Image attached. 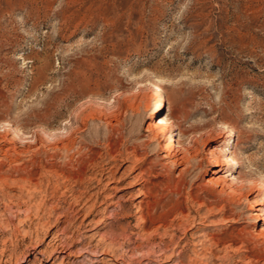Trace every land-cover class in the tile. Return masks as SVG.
I'll return each instance as SVG.
<instances>
[{
	"label": "rangeland",
	"instance_id": "1",
	"mask_svg": "<svg viewBox=\"0 0 264 264\" xmlns=\"http://www.w3.org/2000/svg\"><path fill=\"white\" fill-rule=\"evenodd\" d=\"M257 203L264 0H0V264H264Z\"/></svg>",
	"mask_w": 264,
	"mask_h": 264
},
{
	"label": "bare ground",
	"instance_id": "2",
	"mask_svg": "<svg viewBox=\"0 0 264 264\" xmlns=\"http://www.w3.org/2000/svg\"><path fill=\"white\" fill-rule=\"evenodd\" d=\"M159 94V93H158ZM154 128L156 129V137H162L163 139H171L172 140V119L169 116H164L162 114V112L159 114V116L156 118L155 123H154ZM157 128H159L160 130H157ZM232 130L229 129L227 134H229ZM165 142V141H164ZM57 147L59 148V145H57ZM165 150L168 152L167 155L165 157L168 158H172V163L174 165H180L183 158L179 157V155L177 154V152L175 151V153L173 154L172 157V152L170 153V145H164ZM65 148L68 149L69 148V144H65ZM186 158V157H185ZM227 159V158H226ZM67 163L70 164V161L67 159ZM117 161V160H116ZM186 162H188V160H186ZM185 164V163H184ZM214 166L216 167L213 172L215 173L217 178H214L212 181L215 183H220L221 181H225L226 178H230V180L234 181L235 177H233V165L237 164V160L236 159H231L230 163L229 160H221L218 157L215 158L214 160ZM58 167V166H57ZM69 167V166H68ZM61 168L62 171H64L61 166L58 167V169ZM231 168V169H230ZM185 169V168H184ZM106 169H102L100 171H102L103 173L105 172ZM60 171V170H59ZM185 171V170H182ZM184 173V172H182ZM66 174V173H65ZM71 174V171H68V173L66 174L67 176H65L66 178H69ZM101 175V174H100ZM222 175V176H219ZM98 176V174H97ZM96 176V177H97ZM101 176H104V174H102ZM243 185V184H242ZM75 187V186H74ZM75 189V188H73ZM79 190V189H78ZM75 192V191H74ZM84 192L81 193L79 201L74 199V204H80L81 202H83V197H84ZM262 204H255V211H257L256 215H258L259 217L255 218V225L256 226H261V233L264 236V205L260 206ZM255 215V214H254ZM244 229V228H243ZM252 235V232L250 230H243V235H242V239L244 240L245 243L248 244V242H250V237ZM253 236V235H252ZM55 240V239H54ZM58 242V241H57ZM264 243V242H263ZM59 245V244H58ZM244 245V244H243ZM249 246V245H248ZM247 248V246H246ZM250 248V247H249ZM251 250V248H250ZM245 251V250H243ZM249 251V250H246Z\"/></svg>",
	"mask_w": 264,
	"mask_h": 264
}]
</instances>
